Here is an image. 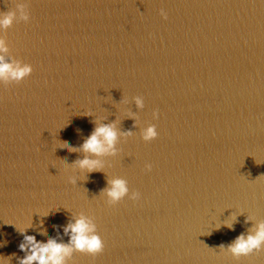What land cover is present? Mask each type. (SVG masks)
I'll list each match as a JSON object with an SVG mask.
<instances>
[{
	"label": "water",
	"instance_id": "95a60500",
	"mask_svg": "<svg viewBox=\"0 0 264 264\" xmlns=\"http://www.w3.org/2000/svg\"><path fill=\"white\" fill-rule=\"evenodd\" d=\"M29 11L2 33L33 66L0 84L8 264L24 255L15 225L67 242L61 226L80 212L104 248L73 252L68 264H264V247L239 258L217 247L264 219V0H29ZM94 120L133 134L89 173L71 166L83 153L63 144L79 146ZM148 123L158 134L144 141ZM111 176L139 199L107 204L99 190Z\"/></svg>",
	"mask_w": 264,
	"mask_h": 264
},
{
	"label": "clouds",
	"instance_id": "9594fccd",
	"mask_svg": "<svg viewBox=\"0 0 264 264\" xmlns=\"http://www.w3.org/2000/svg\"><path fill=\"white\" fill-rule=\"evenodd\" d=\"M161 16L167 18V13L161 9ZM29 0H13L12 6L5 10H0V84L19 82L31 74L33 66L21 59L13 57L9 52V45L4 37L3 30L7 29L14 21H29ZM132 99L137 109L143 108L144 100L140 95L133 96ZM90 114V112L88 113ZM125 114L133 118V125L137 126L136 113L125 109ZM87 115V114H86ZM153 119L157 116V111L153 109ZM133 132L128 129L118 131L116 121L107 123L93 121V128L85 136L79 146L63 144L68 151H80L82 156L71 162V166L86 172L103 170L104 161L101 157L113 156L118 152V138L131 136ZM156 125L152 123L140 128V136L144 141H149L157 136ZM145 169H150L151 164L145 163ZM67 180L71 184H76V177L69 175ZM107 204H114L125 196L130 200H137L140 193L136 190L129 191L128 182L121 176L107 177L105 186L99 190ZM46 215V214H43ZM254 217H245V222L252 221ZM235 216H233V221ZM28 225L17 226V230L22 235L18 249L24 253L18 258V264H68V258L73 252L86 253L92 256L100 253L104 248V242L97 232L93 219L80 212L72 216L61 226L63 234L68 236L67 242L58 240L56 237H47L42 241L36 240L32 234L26 233ZM225 227L230 230L232 222H226ZM220 225H217V228ZM43 235V232L38 233ZM218 250L223 254H230L233 258L247 256L254 252H259L264 247V219L255 220L250 223L246 231L238 233L229 243L219 244ZM9 257L0 255V264H8Z\"/></svg>",
	"mask_w": 264,
	"mask_h": 264
}]
</instances>
